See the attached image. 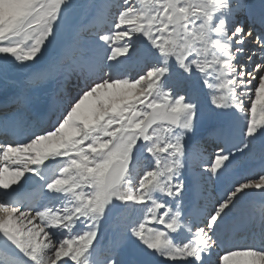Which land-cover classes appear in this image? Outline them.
Instances as JSON below:
<instances>
[{
  "label": "snow or ice",
  "instance_id": "snow-or-ice-1",
  "mask_svg": "<svg viewBox=\"0 0 264 264\" xmlns=\"http://www.w3.org/2000/svg\"><path fill=\"white\" fill-rule=\"evenodd\" d=\"M75 7L0 0V76L29 74L0 117V264H264V147L229 173L264 142V0H101L47 57Z\"/></svg>",
  "mask_w": 264,
  "mask_h": 264
},
{
  "label": "rangeland",
  "instance_id": "rangeland-1",
  "mask_svg": "<svg viewBox=\"0 0 264 264\" xmlns=\"http://www.w3.org/2000/svg\"><path fill=\"white\" fill-rule=\"evenodd\" d=\"M89 1L90 0H74V4L76 5V7L73 9L71 15L69 16L68 23L64 31L60 35H58L57 38L50 45H48V51L46 53L47 57L50 58V57L57 55L60 52V50L64 47V45L67 43V41L71 38L73 26L83 21V18L87 16L88 9L86 10L85 5H90L92 3H99L101 0H93L90 4H89ZM249 2L259 7L262 0H249ZM28 79H29V74L27 70H21L17 68L10 69L6 75L0 76V90H1L0 96L10 95L12 93L20 92L23 86L27 83ZM56 86H57L56 84H52L51 86H44V89H42L41 91L38 90L36 92V95L47 98V96H49L48 93L49 92L51 93V90L54 89V87ZM3 91H7V92H3ZM65 103L67 104V102ZM212 123L214 124L215 122H212ZM210 128H211L210 124L201 126L197 130L194 140L199 134L206 132ZM257 142L260 143L259 140ZM258 143L255 144L253 151L255 150L256 145H258ZM207 153L210 155L212 154L209 152ZM245 156H248V155H245ZM244 161H245V158H244ZM258 196L261 197L259 194Z\"/></svg>",
  "mask_w": 264,
  "mask_h": 264
},
{
  "label": "bare ground",
  "instance_id": "bare-ground-1",
  "mask_svg": "<svg viewBox=\"0 0 264 264\" xmlns=\"http://www.w3.org/2000/svg\"><path fill=\"white\" fill-rule=\"evenodd\" d=\"M93 0H90L89 1V4L92 2ZM97 2V1H96ZM101 2V1H100ZM85 5V4H84ZM88 8H86L87 10ZM25 86V85H24ZM23 86V87H24ZM51 86V85H50ZM54 86V85H53ZM48 89V88H47ZM5 90V89H4ZM1 91V90H0ZM41 91V90H40ZM44 91V90H43ZM3 92H7V91H3ZM12 92V91H10ZM14 92V91H13ZM49 92V90H48ZM40 94V93H39ZM3 95V94H2ZM16 94L12 93L11 94V99L15 96ZM46 96V95H45ZM0 99H3V98H0ZM55 106H56V103H54ZM48 115H50L48 113ZM218 131L219 129L217 130H209L207 132V136H209L210 138H218ZM197 140V139H196ZM258 143V142H257ZM202 146V145H201ZM264 147V142L263 143H258V145H256V148L254 150V153H256V156L253 157L251 154H249V157H248V160H249V164L246 166V165H243V167H240L239 166V161H241V156H239L238 154H236V158L235 160L233 161V164L231 166V168L229 169V173L231 174V179H236L237 175H244L245 170L247 168H250V167H253V168H259L260 167V162H259V159H258V154L261 150V148ZM203 148V146H202ZM206 148H203L204 152H205V155L206 156H210V154H208L206 151H205ZM245 162V161H244ZM28 175V174H26ZM208 187H210L211 189H209L207 192L204 193V195H211V196H214L215 195V192L217 194H219L221 191H222V186L218 185V184H214V183H209ZM261 202V197L258 196L257 193L251 195L250 197H247L245 198L243 204L241 205V207L243 208H246L247 210H252L254 207L258 208L259 207V204ZM101 240L102 241H105L106 242V237L105 236H102L101 237Z\"/></svg>",
  "mask_w": 264,
  "mask_h": 264
}]
</instances>
